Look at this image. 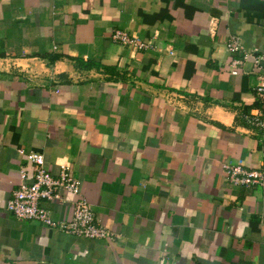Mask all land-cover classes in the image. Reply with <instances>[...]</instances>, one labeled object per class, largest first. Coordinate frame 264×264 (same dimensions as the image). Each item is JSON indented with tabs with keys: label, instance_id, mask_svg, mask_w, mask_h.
<instances>
[{
	"label": "crops",
	"instance_id": "0c3cea01",
	"mask_svg": "<svg viewBox=\"0 0 264 264\" xmlns=\"http://www.w3.org/2000/svg\"><path fill=\"white\" fill-rule=\"evenodd\" d=\"M249 50L264 57V0H0V264H264V190L224 168L264 170V130L246 119L260 71L250 58L232 72ZM20 149L55 177L70 166L116 236L9 211L32 182ZM60 192L70 201L42 203L57 221L76 198Z\"/></svg>",
	"mask_w": 264,
	"mask_h": 264
},
{
	"label": "built area",
	"instance_id": "2783aa9c",
	"mask_svg": "<svg viewBox=\"0 0 264 264\" xmlns=\"http://www.w3.org/2000/svg\"><path fill=\"white\" fill-rule=\"evenodd\" d=\"M112 38L115 42L128 45L136 49L154 47L152 41H143L137 35L129 34L123 30H114ZM227 48L230 52L244 50L242 38L239 35H231L227 40ZM253 59V69H259V82L254 87L256 101L258 102L255 113L246 116L247 122L254 127L264 130V64L263 56L254 54V51H245L242 59L233 61L232 72L238 73V66L244 61ZM26 164L21 168V178L32 179L31 183H22L16 189L7 202V209L19 219L39 220L50 228L59 229L69 234H74L86 239L111 240L116 233L108 229L95 215L91 204L82 196L81 181L70 172V166H63L59 176H53L45 165V157L39 152H25ZM264 160V141L261 145ZM227 179L246 187H260L264 190V170L248 169L243 162L224 165ZM61 189L76 198L71 200L72 213L69 219L57 221L52 217L49 209L43 206V201H70L61 195Z\"/></svg>",
	"mask_w": 264,
	"mask_h": 264
}]
</instances>
